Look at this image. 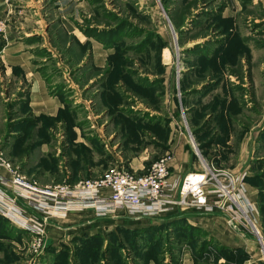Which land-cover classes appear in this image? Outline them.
Segmentation results:
<instances>
[{
    "label": "rangeland",
    "instance_id": "374dc122",
    "mask_svg": "<svg viewBox=\"0 0 264 264\" xmlns=\"http://www.w3.org/2000/svg\"><path fill=\"white\" fill-rule=\"evenodd\" d=\"M4 3L0 158L10 163L9 177L13 170L41 187H75L112 170L143 174L172 151L178 165L201 170L204 161L240 172L256 226L241 233L221 214L217 223L191 213L153 242L149 227L118 224L75 229L64 242L50 234L48 214L5 196L11 206L0 201V252L9 258L0 264H264V0ZM32 16L38 22L28 26ZM36 78L52 98L47 108L31 99ZM11 210L30 229L13 227L19 219ZM38 223L43 231L35 233ZM92 237L97 243L85 244Z\"/></svg>",
    "mask_w": 264,
    "mask_h": 264
},
{
    "label": "built area",
    "instance_id": "2783aa9c",
    "mask_svg": "<svg viewBox=\"0 0 264 264\" xmlns=\"http://www.w3.org/2000/svg\"><path fill=\"white\" fill-rule=\"evenodd\" d=\"M5 29L6 23L0 18V32ZM192 145L198 154L194 138ZM173 159L171 151L152 163L143 174L112 170L75 187H41L12 170L11 177L0 176V187L11 189L18 197L26 198L28 205L44 215L61 212V216H64V212L76 205L92 208L98 216L120 210H125L131 215L149 216L194 208L205 214L223 215L227 224L241 233L246 230L248 224L253 228L256 226V207L241 182L242 175L231 171H215L210 163L202 161L201 170L190 172L184 177H175L171 172ZM0 164L11 169L10 163L5 159L0 158ZM5 198V195L0 193V201H4L10 210V201ZM47 198L54 199L55 203L48 204ZM49 207L59 208L60 211L49 212ZM12 210L13 217L17 215L16 218L19 219L18 224L28 229L29 219L23 220L18 212ZM34 228L35 233L43 231L39 223ZM253 231L258 234V231Z\"/></svg>",
    "mask_w": 264,
    "mask_h": 264
},
{
    "label": "crops",
    "instance_id": "0c3cea01",
    "mask_svg": "<svg viewBox=\"0 0 264 264\" xmlns=\"http://www.w3.org/2000/svg\"><path fill=\"white\" fill-rule=\"evenodd\" d=\"M34 1L39 2V0H34ZM4 4H5L4 0H0V17L4 16V14L6 13L7 7ZM32 18H33V16L27 18V21H28L27 25L28 26L33 25V23L38 22V21H31ZM19 44L20 45H18V48L19 49L21 48L23 51L21 54H19V53H17V54L25 56L27 47L24 46V44H22V43H19ZM166 52L169 53V51H166ZM36 81H37L35 83L36 87L34 88V91L31 95V99L34 101V103L37 106L42 107V108H47L48 106L52 105V103L50 101V99H52V98L49 97V95L46 92V89L44 88L43 84L39 81V79L36 78ZM194 107L195 106L192 104L188 105L186 107V110H188L189 113L194 112V111H196V108H194ZM148 110H150V109L148 108ZM198 112L200 113V111H198ZM154 114L160 116L159 113H154ZM95 116L97 117L99 115L95 114ZM105 121H108V119H106ZM115 128H116V126H115ZM104 133H105V135H107L106 132H104ZM85 135L86 134H83L81 132V130L78 129L77 137L79 138L80 141L83 140V137H85ZM87 147L89 148L90 155L91 156L94 155L93 158L95 159L97 157L98 153L96 152L94 147H92L90 144H88ZM110 152L112 153L111 149H110ZM176 152H177V154L180 153V151L175 150V155H176ZM219 157L220 156H217V158H219ZM191 169L198 170V168L196 166H193L189 161L182 163V164L180 163V165H178L177 161H175V158H174L171 162V172L175 177H184L187 173H189L188 171ZM234 173L236 175L240 174V172H236V171H234ZM9 175H10L9 168L0 164V176H4V177L8 176L9 177ZM78 177H81V174H79ZM244 187H245L247 195L250 197V195L252 193L250 192L249 188L247 189L245 184H244ZM0 188H2V190L0 189V193H3L8 198L14 199L16 201L18 200L20 203L23 204V206L25 208H27L28 210L30 209V211H31L32 208L30 207V205H28V200L26 198L18 197L11 189H7L4 187H0ZM106 192L108 193V191H106ZM248 192L250 193V195ZM251 196L253 198V195H251ZM250 199H251V197H250ZM251 201H252V199H251ZM46 202L48 204H54L55 200L51 199V198H47ZM191 213H194L195 215H202V217H200V218L198 217V219H200V221H202V222H209L210 220L212 221L214 218H215V220L218 218H221L225 221V219L222 216H219V214H205L203 212L197 211L194 208L178 209L172 213H164V214H160V215H149V216L131 215L130 213H128L125 210L111 212L105 216H98L94 209L81 207L80 205H76V206L69 208L66 215H64V216L57 217L53 213L48 214V216L51 219L50 224L52 225V228H54V229H51L50 234L51 235H52V233H56V234H60V235L62 234V236L64 238L63 241L67 242V239L69 237L68 233L75 231V229H78V230L87 229V230H89V229L94 228L96 232H99L98 230L101 229L99 226L102 224H103L102 226H105V224H114V225L118 224L117 226H120V225L122 227L126 226L125 228H131V226H132V228L134 230H138V229H142V228L156 226V224L157 225L161 224L164 221L169 223V222H171L173 220H177L179 218H184L185 221H187L186 217H188L187 215H189ZM216 222L218 223V220H216ZM46 223L49 224V219L46 221ZM93 224H95L96 227H91V225H93ZM126 224L127 225L129 224V225L127 226ZM13 227H16L17 230L19 229V231L20 230L22 231V229H21L22 227L20 228V225H18V224H17V226L13 225ZM18 241H21V239H18ZM13 245L18 246V245H20V243L19 242H13ZM18 249L22 250L23 248L21 246H19L18 248L14 247V246L11 247V250H12L11 252L13 253V255H17V254L23 255V253H20L18 251ZM11 252L9 251V255H11ZM2 256H3V252L2 253L0 252V258H3L4 260L9 258L8 255H6L7 257H5V255H4V257H2ZM152 264H154V263H152Z\"/></svg>",
    "mask_w": 264,
    "mask_h": 264
},
{
    "label": "trees",
    "instance_id": "16d2710c",
    "mask_svg": "<svg viewBox=\"0 0 264 264\" xmlns=\"http://www.w3.org/2000/svg\"><path fill=\"white\" fill-rule=\"evenodd\" d=\"M110 99L113 100V97H111ZM184 220H185L184 218H179V219L173 220V221H171L169 223H167V222L164 221L163 223L160 224V226H151L148 229L144 230V232H146L147 234H150L151 235V240H149V242H153L154 235L156 233H158V236H157V238H158V237L161 236V233L163 232V230L166 227L174 226L175 229H178L179 230L182 226L185 225L186 221H184ZM134 232H136V231H134ZM96 238L97 237L89 238L87 241H85L86 242L85 244L97 243ZM111 261H112V264H123L118 258L111 259Z\"/></svg>",
    "mask_w": 264,
    "mask_h": 264
}]
</instances>
